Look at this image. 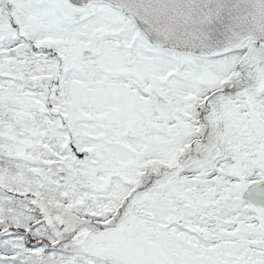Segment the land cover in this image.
Wrapping results in <instances>:
<instances>
[{"label":"snow or ice","instance_id":"obj_1","mask_svg":"<svg viewBox=\"0 0 264 264\" xmlns=\"http://www.w3.org/2000/svg\"><path fill=\"white\" fill-rule=\"evenodd\" d=\"M0 264H264V0H0Z\"/></svg>","mask_w":264,"mask_h":264}]
</instances>
